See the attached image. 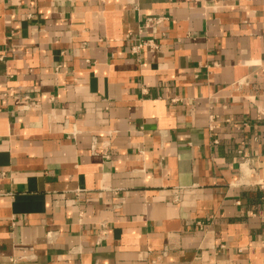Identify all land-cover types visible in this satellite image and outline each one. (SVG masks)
I'll list each match as a JSON object with an SVG mask.
<instances>
[{
    "label": "crops",
    "instance_id": "obj_1",
    "mask_svg": "<svg viewBox=\"0 0 264 264\" xmlns=\"http://www.w3.org/2000/svg\"><path fill=\"white\" fill-rule=\"evenodd\" d=\"M259 179L264 0H0V264H264Z\"/></svg>",
    "mask_w": 264,
    "mask_h": 264
},
{
    "label": "built area",
    "instance_id": "obj_2",
    "mask_svg": "<svg viewBox=\"0 0 264 264\" xmlns=\"http://www.w3.org/2000/svg\"><path fill=\"white\" fill-rule=\"evenodd\" d=\"M167 20L166 16H148L145 20V24L144 27L148 28V27H153V26H159L161 25L164 21ZM149 45L151 47L155 46V42L152 39H145L142 40L140 46H138L137 48H141L142 46H146ZM213 127V126H212ZM240 153L243 155V164L242 165H246L248 162V154H243V151L240 150ZM255 184L260 188L261 190V195H262V204H263V217H264V179H259L255 182ZM200 223V222H199ZM103 233H107L105 228L102 230Z\"/></svg>",
    "mask_w": 264,
    "mask_h": 264
}]
</instances>
